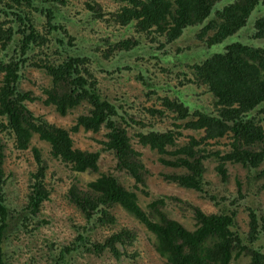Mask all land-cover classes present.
<instances>
[{
	"label": "trees",
	"instance_id": "1",
	"mask_svg": "<svg viewBox=\"0 0 264 264\" xmlns=\"http://www.w3.org/2000/svg\"><path fill=\"white\" fill-rule=\"evenodd\" d=\"M80 6L85 21L77 25L64 11L74 8L71 0H0V264H10L9 245L21 232L34 237L47 224L41 208L51 195L49 164L32 144L34 135L63 166L62 198L74 211L67 217L69 238H41L51 251L48 264H77L80 252L125 255L137 236L134 226L118 225V209L153 235L160 264H234L242 255L246 264H264V204L257 198L264 183L252 187L264 176V0H114L112 9L85 0ZM256 8L248 41L222 45ZM70 25L80 29L72 32ZM189 29L207 48L222 46L182 64L189 73L179 75L171 61L181 59L177 42ZM29 69L48 78L39 95L23 85ZM124 74L141 94L127 95ZM185 84L202 88L208 103L190 104L177 90ZM35 100L59 115L84 111L67 128L35 114L29 107ZM80 129L100 133L97 149L74 144ZM136 146L154 151L169 168L160 174L166 182L198 192L216 210L173 196L157 197L144 210L137 192H144L147 169ZM7 150L32 158L20 204L6 191ZM103 153L111 155L112 171H99ZM209 162L222 184L229 165L247 169L249 188L242 193L237 181L235 193H212L204 176ZM83 173L96 175L80 183ZM165 199L189 208L192 229L168 215ZM239 210L245 228L238 225Z\"/></svg>",
	"mask_w": 264,
	"mask_h": 264
},
{
	"label": "rangeland",
	"instance_id": "2",
	"mask_svg": "<svg viewBox=\"0 0 264 264\" xmlns=\"http://www.w3.org/2000/svg\"><path fill=\"white\" fill-rule=\"evenodd\" d=\"M74 8L64 9L68 17L77 25H80L85 21L82 15H79L81 6L79 4L85 0H71ZM102 3L105 8H114V0H98ZM258 8L254 9L248 18L247 25L241 29L235 36L229 37L224 41L230 43L234 40L248 41L247 36L251 33V27L248 26L251 21L254 20L257 14ZM80 20V22H78ZM69 28L72 32H78L79 26L70 25ZM247 39V40H246ZM202 41L194 37V31L189 29L186 31L182 39L177 42L179 48H182V52H179L181 59L178 61H171L174 63L178 71V74H188L187 67L183 69L182 64H193L207 58L209 55L219 50L222 45L216 44L208 47L201 43ZM259 44V42H256ZM178 57V55H177ZM123 80L121 81L124 90L126 89L127 95L132 93L141 94L139 91V86L133 81L129 74H124ZM48 83V78L41 72L36 70H28L26 79L24 80V86L32 89L36 95L40 94L39 86ZM181 96L186 98L190 104L196 107L208 103L210 95L205 93L202 88H196L189 84H185L183 87L177 89ZM29 107L35 114H40L44 116L48 121L59 124L64 127H69L76 116L77 113L84 111L82 106L72 109L66 115H59L54 111L51 106H47L42 103L41 100H35L33 103L29 104ZM73 138L75 140V145L82 149H97L98 145L95 143L97 138H101L100 133H93L91 131H84L80 129L78 132L73 133ZM32 144L40 148L43 157L48 161V171L47 176L50 179L51 184V195L48 201L43 203L41 208V217L46 220L47 224L43 227H39L35 231L36 235L31 237L25 231L20 233V240L10 243L9 247L14 251L10 257V264H48V254L51 251L47 249L45 242L41 241L43 236L49 238L47 241L61 242L63 238H69V232L72 230L71 226L67 221V217L72 213L71 209L63 200L62 192L65 189L64 184L67 182L64 176L63 166L56 160L50 158L48 153V147L45 142L38 139L36 135L31 139ZM11 147V144L10 146ZM137 149L141 151V159L147 169L145 175L146 187L144 192L138 191V201L140 206L147 210L148 203L161 196H173L182 201L190 202L193 205L201 207L204 211L210 212L216 210V207L202 198V196L191 189H187L181 186H177L173 183L166 182L161 176V173L168 172L169 168L160 164L157 160V154L148 148L138 147ZM7 156L4 162V173L7 179L6 191L9 199L14 204H20L23 202V194L26 190L28 184V173L33 170L32 158L29 152L25 151L22 153L6 151ZM113 160L111 155L108 153H103L99 159V171H112ZM264 166V165H263ZM247 169L242 166L229 165L227 169L228 179L227 182L222 184L219 180L214 169V163H207L204 176L211 182L210 190L212 193L222 194V189H226V194L235 193L237 190V181L240 184L241 192L243 193L248 189L249 179L247 177ZM125 185H131V181L126 178L120 172H115ZM95 173H83L78 179L80 183L84 181L91 180L95 177ZM61 178V180H59ZM264 183V176L259 177L252 182V187L254 184ZM257 198L260 202L264 204V187L261 188L260 192L257 193ZM166 205L163 208L169 216L176 219L184 226L189 229L193 228V219L191 218V212L189 208L181 205L173 200L165 199ZM118 225L123 223L134 226L136 232V241L134 244L126 250V254L118 259L113 258L108 253H103L101 256H94L87 253H79L75 256L77 264H160V257L155 252L153 248L154 237L150 234L140 223H138L130 214L123 211L122 209L117 210ZM244 213L238 211L237 220L238 225L245 228V223H243ZM100 239V237L96 236ZM136 252L137 255L131 258L129 254L131 252ZM248 261L247 256H240L238 259L234 260V264H246Z\"/></svg>",
	"mask_w": 264,
	"mask_h": 264
}]
</instances>
